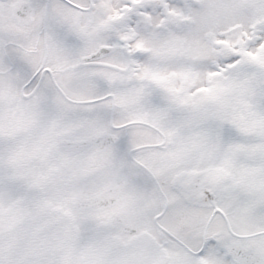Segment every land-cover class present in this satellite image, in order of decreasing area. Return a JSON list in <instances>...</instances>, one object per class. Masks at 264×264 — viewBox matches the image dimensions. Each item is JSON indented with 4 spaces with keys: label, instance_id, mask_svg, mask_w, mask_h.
Returning a JSON list of instances; mask_svg holds the SVG:
<instances>
[{
    "label": "snow or ice",
    "instance_id": "6c2138e0",
    "mask_svg": "<svg viewBox=\"0 0 264 264\" xmlns=\"http://www.w3.org/2000/svg\"><path fill=\"white\" fill-rule=\"evenodd\" d=\"M0 264H264V0H0Z\"/></svg>",
    "mask_w": 264,
    "mask_h": 264
}]
</instances>
